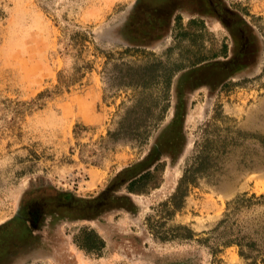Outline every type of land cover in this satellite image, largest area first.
<instances>
[{"label": "rangeland", "instance_id": "rangeland-1", "mask_svg": "<svg viewBox=\"0 0 264 264\" xmlns=\"http://www.w3.org/2000/svg\"><path fill=\"white\" fill-rule=\"evenodd\" d=\"M152 1L0 0V264H264V0ZM177 12L202 18L204 43L227 40V56L172 69L190 43L174 36ZM145 62L159 73L147 92H169L165 117L147 139L113 138L142 89L119 82ZM60 72L85 74L57 91ZM207 137L213 165L175 208ZM86 227L100 251L74 241Z\"/></svg>", "mask_w": 264, "mask_h": 264}, {"label": "trees", "instance_id": "trees-1", "mask_svg": "<svg viewBox=\"0 0 264 264\" xmlns=\"http://www.w3.org/2000/svg\"><path fill=\"white\" fill-rule=\"evenodd\" d=\"M206 24L203 19L190 18L188 22H182L178 20L176 24V31L174 36L181 43L182 39H190V43L184 47L182 52H185L184 59L180 63L176 62L174 68L178 70L187 66L195 65L208 58H212L217 53L212 52L213 46L209 48L204 43V34H206ZM81 66L77 67V70ZM83 67H91L87 63ZM127 75H124L120 80L121 85H133L141 86L135 98L134 103L125 110L124 115L118 121V125L111 131L110 135L113 138H119L124 136H131L132 138L143 137L147 139L152 132V127L158 124L165 117V113L169 106V92L164 90L163 92L154 94L147 92V89L158 80L159 73L155 70L153 63L145 62L143 64H129L125 70ZM175 71H170L169 76L163 79L165 86H171L172 74ZM85 72H82L78 77H64L62 73L59 74V84L56 85V89H60L62 86H70L81 80ZM52 89H46L41 91L33 101L34 106H41V97L45 94L50 95ZM38 100V101H37ZM213 141L207 137L206 140L200 145L198 153L194 156L193 160L186 166L183 175L181 176L176 191L171 195L169 201H172L175 208L183 206L184 196L186 195V188L188 183L195 182L198 176L207 174V171L213 165ZM167 204V203H166ZM185 228L184 232H176L173 235H182L185 237H191L194 232L186 226H179Z\"/></svg>", "mask_w": 264, "mask_h": 264}, {"label": "flooded vegetation", "instance_id": "flooded-vegetation-1", "mask_svg": "<svg viewBox=\"0 0 264 264\" xmlns=\"http://www.w3.org/2000/svg\"><path fill=\"white\" fill-rule=\"evenodd\" d=\"M203 1L204 0H193L192 3H194L195 5H199L198 7H202L201 5L203 4ZM152 2L154 4V7H157V4L159 2H161L163 5L168 7V10H167L168 12L174 11L175 8H178L177 6H181V4H186V1H182V0L181 1L180 0H153ZM180 13L181 12H179V14H178V12H177L175 14L176 18L173 16V18H175L174 26L177 24L178 20L181 19ZM192 18H197V17H192ZM197 19H202V18H197ZM213 43L214 44H213L212 52H215V53L219 52V53H217V55H215L211 59L218 58L221 55L227 56V54L229 53V43L227 40L224 43H221L220 46L214 40H213ZM153 174H154V171L149 169V170L144 171L143 173H140L138 176L131 178L128 182V190L132 193L144 192L143 187H145V185L149 182L148 178L152 177ZM178 183H179V180H178ZM178 183H177V186H178ZM140 185H142V186L140 187ZM177 186H176V188H177ZM176 188H175L174 192L176 191ZM173 236L181 237V238H188V237H185L182 235H173ZM165 237H166L165 235L161 236L162 239H165ZM83 238H85L86 241H83ZM74 241L77 242V244L81 248H84L88 251H93V250L94 251H100L102 248H104V246H106L105 238L102 237L94 228H89V227L82 228V229L80 228L79 232L74 234Z\"/></svg>", "mask_w": 264, "mask_h": 264}]
</instances>
